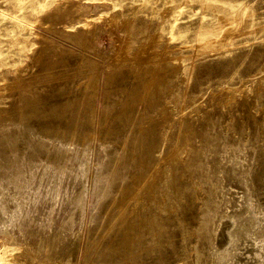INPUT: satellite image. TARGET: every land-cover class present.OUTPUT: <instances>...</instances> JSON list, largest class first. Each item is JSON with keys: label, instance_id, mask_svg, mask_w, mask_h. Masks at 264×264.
I'll return each mask as SVG.
<instances>
[{"label": "rangeland", "instance_id": "obj_1", "mask_svg": "<svg viewBox=\"0 0 264 264\" xmlns=\"http://www.w3.org/2000/svg\"><path fill=\"white\" fill-rule=\"evenodd\" d=\"M56 13L60 15L55 20ZM62 15L71 19L65 22L60 18ZM58 30H87L100 51L96 57L100 68L96 117L93 124L84 125L86 131L95 134L93 164L104 138L111 140V144L103 142V146L118 153L115 147L122 140L118 137L129 129L130 121L120 114L121 99L134 106L146 123L154 118L153 109L157 106H161L156 116L160 122L165 116H172L171 123L162 131L158 160L162 159L161 152L166 151V146H170V131L179 134L187 124L191 128L188 137L180 141L177 173L186 190L194 195L193 209L183 211L186 199L180 208L181 221L184 217L191 220L190 226H186L192 225L193 229L183 236V226H176L177 236L162 246L163 255L191 264H203L206 260L204 240L198 230L203 227L200 222L205 219L204 212H208L209 190L204 178L192 170V164L205 148L212 130L221 131L223 139L240 142L245 147L242 171L247 174L245 186L230 181L219 186V195L226 204L218 205L222 209L218 214L223 210L227 214L239 213L246 207L249 193L263 209L264 216V0H0V113L11 110L17 92L12 86L14 77L32 66L37 50L46 41L84 53ZM144 63L148 66L144 67ZM136 65L141 66V74L135 72ZM156 68L160 91L150 97L157 100V106L153 107L148 98H135L130 91L140 83L139 75L151 78V72L145 70ZM35 72L31 73L34 80ZM108 78L110 81L106 83ZM60 82L64 86L55 89V93H66L47 103L48 109L74 95L70 91L76 89L77 78L74 82ZM106 104L112 109L108 119L103 114ZM110 109L107 107V111ZM30 120L35 122L34 118ZM66 122L63 119L64 125ZM202 127H207L203 138L197 134ZM147 139L149 143L151 134ZM5 143L0 139V156L6 152ZM18 143L19 149L29 151L26 140ZM89 197L93 201L92 194ZM68 209V206L60 209L52 229L37 232L40 244L49 243L50 237L63 227ZM193 212L196 220L191 219ZM92 213L91 207H87L73 233L68 232V238L59 243L56 256L70 258L64 264L85 263L90 227L95 224L91 223ZM214 216L216 213L211 215ZM220 222L216 245L228 247L233 254L232 264L236 263L234 257H239L236 264L264 260V240L256 239L255 229L243 232L238 246L231 247L225 241L226 233L235 229V224L226 219ZM3 235L0 232V264H28L22 251H18L20 247L8 244ZM27 239L31 241L33 237L23 235L20 243Z\"/></svg>", "mask_w": 264, "mask_h": 264}, {"label": "bare ground", "instance_id": "obj_2", "mask_svg": "<svg viewBox=\"0 0 264 264\" xmlns=\"http://www.w3.org/2000/svg\"><path fill=\"white\" fill-rule=\"evenodd\" d=\"M56 15L60 13L53 16L55 20ZM60 18L65 22L71 19L65 15ZM59 33L84 53L46 41L37 50L32 66L22 69L14 77L12 86L17 92L11 110L0 113V139L6 142V152L0 156V232L8 244L20 247L18 251H22L28 264H64L70 258L57 257V247L68 238V232L70 235L73 233L90 206L93 210L91 223L95 224L89 231L86 264H191L180 259L173 261L162 252V246L177 236L176 226H183V236L188 232L191 234V220L184 217L181 221L180 208L186 199L183 211L193 209L194 195L186 190L177 173L180 141L191 133L188 124L179 134L170 131V146L161 152L162 159L158 160L160 156L157 158L162 131L172 121V116H165L162 122L156 117L161 107L157 106L154 97L160 91L157 86L160 79L157 82L155 77L159 69L145 70L146 73L151 72V78L139 75L140 83L130 91L135 98H148L153 107L157 106L153 109L154 118L144 122L134 106H128V102L121 99L123 111L120 114L130 121L129 129L118 137L122 139L115 147L118 153L103 146V142L111 144V140L104 138L93 164L95 134L94 131H86L84 125L93 124L96 117L95 98L100 85L97 54L100 51L87 30H60ZM147 66L148 63H144V67ZM141 70V66L136 65L135 72L141 74ZM33 72L36 73L35 80L31 75ZM75 78L76 89L70 91L74 95L48 109L47 103L55 102L66 93H55V89L64 86L60 80L68 83L74 82ZM109 81L108 78L106 83ZM123 92L121 88L120 98ZM153 92L154 96L150 98ZM107 107L110 109L107 104L103 109L105 119L111 116L112 111H107ZM63 119L67 121L65 125ZM206 128L202 127L197 132L201 138L207 134ZM105 134L108 135L109 131ZM226 139H223L221 131L212 130L205 148L192 164V170L204 178L209 190L208 212L202 210L205 219L200 222L203 224L200 227H203L198 230L206 249L203 264H232L233 254L228 247L216 245L221 220L235 224V229L226 233L228 246H238L243 232L253 229L256 239L264 240L263 209L255 204L249 193L246 207L239 213L227 214L223 210L218 214L219 207L225 203L219 195V186L228 181L245 186L247 176L245 170L242 171L245 147L240 142ZM22 140H26L28 152L19 149L18 142ZM64 206L69 209L63 227L50 237L49 243L40 244L37 232L52 229ZM215 213L216 217L212 218ZM196 217L193 212L191 219L196 220ZM260 225L262 227L258 230ZM28 234L33 239L23 240L21 244L20 238ZM238 259L234 257L236 263ZM248 264H264V260Z\"/></svg>", "mask_w": 264, "mask_h": 264}]
</instances>
